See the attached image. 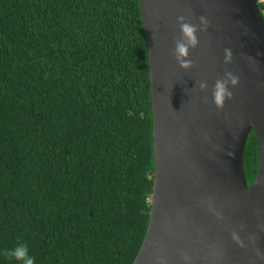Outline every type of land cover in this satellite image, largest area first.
Masks as SVG:
<instances>
[{"label": "trees", "instance_id": "obj_1", "mask_svg": "<svg viewBox=\"0 0 264 264\" xmlns=\"http://www.w3.org/2000/svg\"><path fill=\"white\" fill-rule=\"evenodd\" d=\"M138 0H0V264H131L152 190ZM250 131L247 182L256 172Z\"/></svg>", "mask_w": 264, "mask_h": 264}, {"label": "water", "instance_id": "obj_2", "mask_svg": "<svg viewBox=\"0 0 264 264\" xmlns=\"http://www.w3.org/2000/svg\"><path fill=\"white\" fill-rule=\"evenodd\" d=\"M138 3L151 83L154 175L146 231L131 264H264L256 252L264 253V20L257 3ZM179 15L196 25L201 15L210 21L206 32H197L187 70L172 55ZM225 48L233 52L228 64ZM226 71L239 84L230 86L233 98L219 109L212 89ZM200 81L207 82L206 91ZM252 130L257 163L248 183L243 153ZM233 231L247 247L232 239Z\"/></svg>", "mask_w": 264, "mask_h": 264}, {"label": "clouds", "instance_id": "obj_3", "mask_svg": "<svg viewBox=\"0 0 264 264\" xmlns=\"http://www.w3.org/2000/svg\"><path fill=\"white\" fill-rule=\"evenodd\" d=\"M177 23L180 28V36L175 40V47L172 50V55L179 64V66L185 70L190 69L193 66V60L190 58V49H194L199 44V38L197 32H206L210 26V21L204 15L199 17V25L188 22V19L184 15L177 17ZM225 64H228L233 59V52L230 48L224 49ZM201 91H206L208 84L206 81L197 82ZM239 84V77L234 75L231 71H226L225 76L218 78L214 82L212 89L213 102L219 109H223L226 100L233 98V92L231 87H235ZM246 176V175H245ZM215 211L214 209H212ZM215 215L221 218V213L216 211ZM243 227V225H241ZM264 230V229H262ZM232 239L235 240L241 247H247L244 240L236 232H232ZM255 236L250 235L249 240L255 243ZM257 255L264 259V253H261L259 249H256ZM9 259L15 260L18 264H36L35 257L30 255L29 247L26 243H21L14 246L11 249L5 250L3 253ZM185 260L190 259L188 256L184 257Z\"/></svg>", "mask_w": 264, "mask_h": 264}, {"label": "built area", "instance_id": "obj_4", "mask_svg": "<svg viewBox=\"0 0 264 264\" xmlns=\"http://www.w3.org/2000/svg\"><path fill=\"white\" fill-rule=\"evenodd\" d=\"M258 6V9L263 17L264 20V0H255Z\"/></svg>", "mask_w": 264, "mask_h": 264}]
</instances>
